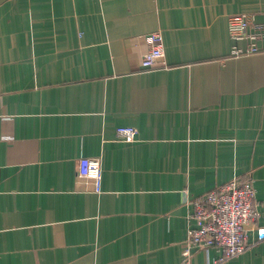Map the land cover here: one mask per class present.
Returning <instances> with one entry per match:
<instances>
[{"label": "crops", "instance_id": "obj_1", "mask_svg": "<svg viewBox=\"0 0 264 264\" xmlns=\"http://www.w3.org/2000/svg\"><path fill=\"white\" fill-rule=\"evenodd\" d=\"M233 13L264 23V0H0V264H178L185 198L237 175L264 225V39L227 56ZM150 31L164 67L141 66ZM220 264H264V239Z\"/></svg>", "mask_w": 264, "mask_h": 264}, {"label": "built area", "instance_id": "obj_2", "mask_svg": "<svg viewBox=\"0 0 264 264\" xmlns=\"http://www.w3.org/2000/svg\"><path fill=\"white\" fill-rule=\"evenodd\" d=\"M227 31L233 42L227 56L232 58L250 56L261 51L259 41L264 39V23L254 19L253 14H231L227 21ZM144 40L147 49L142 57L141 66L146 69L164 67L167 62L162 34L159 31H150ZM239 41H243L244 44L239 45ZM136 132L133 126H119L115 129V138L130 142L135 139ZM76 173L79 177L89 178L93 190L99 192L102 174L98 159L81 156ZM186 201L191 206L190 222L178 264H189L194 248L210 247L220 251V256L212 261L213 264H220L264 239V225L255 224L260 210L256 203V187L249 176H234L199 197H186ZM250 226H254L252 239H249Z\"/></svg>", "mask_w": 264, "mask_h": 264}]
</instances>
